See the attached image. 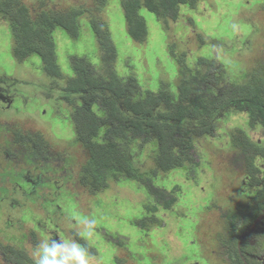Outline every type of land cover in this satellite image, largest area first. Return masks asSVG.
<instances>
[{"label":"rangeland","instance_id":"1","mask_svg":"<svg viewBox=\"0 0 264 264\" xmlns=\"http://www.w3.org/2000/svg\"><path fill=\"white\" fill-rule=\"evenodd\" d=\"M19 1L31 12L38 7L51 9V14L71 5L96 4V0ZM263 2L195 0L193 7H179L168 29L143 10L148 35L142 43L128 36L119 0H111L99 16L108 22L118 51L116 69L122 75L134 73L143 89L158 91L166 83L175 92L181 59L193 64L201 57L223 64L234 85L242 78L261 87ZM2 6L4 17V12L14 13ZM1 17L0 150L5 143L10 146L13 136L41 135V153L27 152L23 140L14 144L16 152L12 147L0 152V172L9 173L0 176V192L6 197L0 199V264H20L19 258L21 264H33L35 245L48 237L78 240L88 248L91 264H229L224 255L229 234L232 238L235 229L249 226L260 205L256 182L250 179L254 167L261 169L260 174L264 168V152L254 145L258 139L264 142L256 132L255 118L223 105L216 114H223V120L212 131L194 136L196 149L168 152L166 158L167 152H151L159 150V144L139 139L127 148L131 157L127 164L126 158L121 162L116 157L100 167L103 188L90 191L94 180L84 179L82 172L89 160L87 147L76 141L69 116V108L84 104L67 101L66 77L71 74L73 54L99 58L97 46L91 44L99 37L95 39L85 24L76 42L59 30L56 60L62 76L55 77L43 70L38 54L21 51L26 56L20 59L12 28ZM209 85L226 94L240 89ZM169 140L174 142L172 137ZM126 166L136 174L128 175ZM83 217L96 220L91 238L77 234L82 230L78 219ZM246 235L247 240L254 238L264 256V225Z\"/></svg>","mask_w":264,"mask_h":264},{"label":"trees","instance_id":"2","mask_svg":"<svg viewBox=\"0 0 264 264\" xmlns=\"http://www.w3.org/2000/svg\"><path fill=\"white\" fill-rule=\"evenodd\" d=\"M110 1L96 0L93 7L85 4L71 5L70 8L54 10L51 14V9L35 7L37 12H31L30 7L22 1L3 0V6L14 12H4L5 17L1 14L0 4V16L8 20L12 28L16 39L14 50L20 59L23 60L26 56L21 51L38 54L43 62V70L54 73L55 77L62 76L56 60V38L59 30L67 33L72 42H76L80 39V31L85 24V27L87 25L94 33L95 39L99 37L98 42L91 40V44L97 46L96 53L99 58L95 60L90 55L73 54L71 74L66 77L67 101L71 105L76 101L84 104L75 110L69 108V116L74 126L76 141L80 146L87 147L89 160L82 172L85 173L84 179L94 180L93 189L91 187L90 191L96 190L94 187L103 188L104 175L100 173V167L107 166V162L116 157L121 162V159L126 158L124 163L127 164L131 159L127 148L139 139L159 144V150L151 152H167L163 154L166 158L168 152L196 149L194 136L212 131V127L219 120H223V114L216 117L223 105L234 108L233 111L237 113L246 111L253 118L258 115L264 118L263 84L261 87L254 86L251 81H242L241 78L238 79L237 85H234V80L226 77L225 66L214 63L215 60L201 57L195 63L188 64L185 58H182L179 62L178 89L175 92L171 91L166 83L162 84L158 91L143 89L134 73L120 74L116 69L118 51L110 37V27L106 20L100 19ZM119 1L124 12L127 34L138 43L144 42L148 35L146 18L141 15L143 10L153 13L159 22L165 24L163 27L168 29L169 22L177 17L181 5L193 7L195 4V0ZM15 2L16 4H13ZM262 4L264 5V2ZM0 83H4L2 79ZM209 83L240 89L226 94V91L223 93ZM72 96L76 98L70 99ZM38 136H13L10 139V147L13 152L17 151L14 144L23 140V148H27V152L41 153ZM170 137L174 139L173 143L169 140ZM166 143H170L172 148L169 149ZM0 152H9V149L4 146ZM117 152L121 153L117 155ZM101 158L104 164L99 160ZM179 165L180 163L177 166ZM124 170L128 175L136 174L130 167L126 166ZM3 173L9 174L3 169L0 172L1 177ZM0 199H6L2 192ZM19 263L21 264L20 258Z\"/></svg>","mask_w":264,"mask_h":264},{"label":"flooded vegetation","instance_id":"3","mask_svg":"<svg viewBox=\"0 0 264 264\" xmlns=\"http://www.w3.org/2000/svg\"><path fill=\"white\" fill-rule=\"evenodd\" d=\"M263 120L264 118L258 115L254 120V124L257 123L255 125L257 127L256 132L264 137ZM247 125L249 126L250 123L248 122ZM254 145L257 148H261V150L257 149L258 152H264V142H261V139H258V143ZM259 170L261 169L254 167L252 171L253 173L251 172L250 179L256 182L255 187L258 188L256 201H259L260 205H258L256 211L253 213V217L251 218V224L253 225L249 224V226L244 227V230L241 227L242 230L240 231H243L242 233L238 230L235 231V229L233 231L234 236L232 238L229 234L226 243V247L228 250H225L224 252L225 257L229 260V264H264V256H262V254H259L260 247L257 248L254 238L251 237L250 240H247L246 238V232H251L257 227H261L264 225V168L261 174L259 173ZM261 205H263V207H261ZM247 258L248 261L246 260ZM224 264H227V262H224Z\"/></svg>","mask_w":264,"mask_h":264},{"label":"clouds","instance_id":"4","mask_svg":"<svg viewBox=\"0 0 264 264\" xmlns=\"http://www.w3.org/2000/svg\"><path fill=\"white\" fill-rule=\"evenodd\" d=\"M82 230L77 233L83 238L94 234L96 220L83 217L78 219ZM33 264H91L88 248L73 238H42L35 245Z\"/></svg>","mask_w":264,"mask_h":264},{"label":"crops","instance_id":"5","mask_svg":"<svg viewBox=\"0 0 264 264\" xmlns=\"http://www.w3.org/2000/svg\"><path fill=\"white\" fill-rule=\"evenodd\" d=\"M5 146H6L8 149L11 148L7 143H5ZM15 152H16V151H15Z\"/></svg>","mask_w":264,"mask_h":264}]
</instances>
